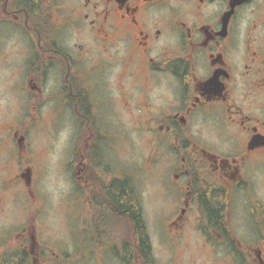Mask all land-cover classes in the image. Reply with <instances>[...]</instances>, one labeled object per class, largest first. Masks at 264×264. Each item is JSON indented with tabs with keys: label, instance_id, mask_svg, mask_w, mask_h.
I'll use <instances>...</instances> for the list:
<instances>
[{
	"label": "flooded vegetation",
	"instance_id": "1",
	"mask_svg": "<svg viewBox=\"0 0 264 264\" xmlns=\"http://www.w3.org/2000/svg\"><path fill=\"white\" fill-rule=\"evenodd\" d=\"M66 123L62 230L37 172ZM121 123L167 172L169 232L196 236L166 264H264V0H0V264H74L73 210L81 248L128 233L113 263L156 264L100 143Z\"/></svg>",
	"mask_w": 264,
	"mask_h": 264
},
{
	"label": "rangeland",
	"instance_id": "2",
	"mask_svg": "<svg viewBox=\"0 0 264 264\" xmlns=\"http://www.w3.org/2000/svg\"><path fill=\"white\" fill-rule=\"evenodd\" d=\"M3 70V68L1 69ZM10 70V69H9ZM117 70L112 68L105 73L103 84L108 86L110 94L113 95V89L117 86L118 81L116 80ZM109 111H113L112 104L107 107ZM11 112V111H10ZM99 126L106 130L108 126L105 122H99ZM121 133L117 135L119 138H113L109 135H102L104 141H101L102 148L105 156H109L110 166L113 169H117L120 175L128 176L134 182L135 190L137 193V200L140 203L144 218L147 224L148 232L150 235L153 254L156 264H166L170 260L171 250L179 249L184 240H188L189 245H194L196 236H177L169 232L166 227L169 204L164 200L163 197V186L165 176L167 174L164 167L159 163L153 164L151 147L148 145L145 134L140 130H135L132 124L121 123L119 129ZM53 138L51 137H40V147L42 148L48 140L51 141L52 151L50 156L47 157L45 166L38 168V184L46 191L50 200L52 201L49 206L53 208V202L57 200L56 209H54L53 216L54 221L57 225H60L63 230L65 227L61 222L63 217H67L65 209V181L67 180L65 175H62L58 170V162L64 156L71 158L73 150L78 145L77 136L74 130L67 128V123L63 126V129H59ZM51 138V139H50ZM100 138V137H99ZM100 138V139H102ZM43 139V140H42ZM106 142V143H104ZM73 148V150L71 149ZM43 158V157H41ZM107 161V160H106ZM72 227L74 230L73 239V253H74V264H98L99 260L105 259L104 264H115L113 263V243L121 244L122 241H130V235L127 233L114 236H105L102 238L104 243H110L109 250L105 248L101 250L98 246H92L89 250H85L82 246L81 241L83 235L80 231H77V227L82 224L83 219L76 214L75 210L72 212ZM10 220H14L10 218ZM126 231L129 229L128 223H123ZM123 232V231H122ZM98 237L95 236L91 241L97 244ZM101 240V237H100ZM79 243V244H77ZM117 245V244H116ZM100 248V249H99ZM101 250V251H100ZM188 248V253L190 252ZM77 251V252H76ZM118 252H122L118 250Z\"/></svg>",
	"mask_w": 264,
	"mask_h": 264
},
{
	"label": "trees",
	"instance_id": "3",
	"mask_svg": "<svg viewBox=\"0 0 264 264\" xmlns=\"http://www.w3.org/2000/svg\"><path fill=\"white\" fill-rule=\"evenodd\" d=\"M117 186L119 189H121L122 194H123V191L125 188H133L132 182L127 177L122 178V180L120 181V183L117 184ZM126 207L127 206L121 205V212L122 213L124 212ZM135 208H136V214H135L136 228H137V232H138L139 244L142 246V248H141L142 252H144L145 254H148L151 251V242H150V239L146 233L145 225L143 222L142 210H141L138 202L135 203ZM127 242H124V244H126ZM130 243H132V242H130ZM138 251H140V250L136 249V250H132L131 252L133 253V252H138ZM136 255H137V259H139L140 257L138 256V253H136ZM129 259H133V257L130 256Z\"/></svg>",
	"mask_w": 264,
	"mask_h": 264
}]
</instances>
